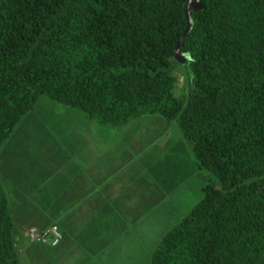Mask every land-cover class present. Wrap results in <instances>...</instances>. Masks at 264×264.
<instances>
[{"label":"trees","instance_id":"trees-1","mask_svg":"<svg viewBox=\"0 0 264 264\" xmlns=\"http://www.w3.org/2000/svg\"><path fill=\"white\" fill-rule=\"evenodd\" d=\"M186 1L0 0V150L42 95L111 126L177 119L207 175L151 264H264V0H201L183 99ZM14 223L0 180V264H22Z\"/></svg>","mask_w":264,"mask_h":264},{"label":"crops","instance_id":"crops-1","mask_svg":"<svg viewBox=\"0 0 264 264\" xmlns=\"http://www.w3.org/2000/svg\"><path fill=\"white\" fill-rule=\"evenodd\" d=\"M43 99L38 101L45 108L55 106ZM60 109L57 115H38L34 108L25 114L41 130L44 122L52 128L46 131L47 148L30 149L20 140L5 141L0 150V180L11 207L17 203L15 232L24 236L20 262L138 264L137 238L153 235L161 220L180 216L172 196L182 188L203 192L206 171L193 158L200 177L192 181L195 172L187 175L180 153L185 143L192 150V143L177 123L171 125L175 119L158 113L111 126L75 107ZM51 223L63 232L59 244L29 240V227Z\"/></svg>","mask_w":264,"mask_h":264},{"label":"rangeland","instance_id":"rangeland-1","mask_svg":"<svg viewBox=\"0 0 264 264\" xmlns=\"http://www.w3.org/2000/svg\"><path fill=\"white\" fill-rule=\"evenodd\" d=\"M185 6H186L187 26L188 28H190L192 26V12L201 9L202 3H201V0H187ZM176 52H180L181 54L174 55L175 57L174 60L177 65L174 72L177 71L181 78V83L179 84V94L183 99H186L192 87V77H191L192 73L190 71L189 65L187 64L188 60L190 59V55L188 53H185L182 50V45L180 44L179 41H176L175 43V53ZM43 98L54 103L55 106H51L52 108L51 107L45 108V106H43L42 103L39 104L40 100H44ZM38 100L39 101L36 104H39V105H35L34 107V113L38 115H44V114L57 115L62 112L60 107L65 106L63 104H60L54 101L47 95H42ZM29 112L30 111L26 112V114H29ZM39 119L45 120V118H41V117H39ZM36 122L37 121H30V118H28L24 114L19 120V122L16 124L11 134L9 135L5 144H8L10 142L14 143L16 141L25 140L23 142L24 147H27L30 149L47 148L50 145V140L46 138V134H47L46 131L50 132L52 128L47 123L44 122V126L46 130H41L39 128V125L36 124ZM176 123H177V126L180 128L179 130H181L180 123L177 119H175V121H172L171 125L174 126ZM176 127H174L175 130L178 129V127L177 128ZM186 142H189V139L187 137H186ZM183 148H184V152H180L183 155L182 161L186 165L187 175L190 174V172H193V171L195 172L194 178L192 180L195 182L199 179L200 176H198V173H197L198 171L197 166L193 168L194 167L193 158L196 159L194 149L190 150L189 144L186 145V143L184 144ZM179 149L182 150L180 146H179ZM0 158H1V154H0ZM185 191L186 190L182 188L180 189L181 193L179 195L177 194L176 196H172V197H175L174 200H177L176 205L178 206L180 210L179 211L180 218L179 217L177 218V216L175 215L170 220H161L160 226L157 229H155V233L153 235L139 236V238H137V242L139 244L138 264H150V257H149L150 249H153V247L155 248L157 246L158 239H160L162 233H165L168 229L166 225H170V227L175 225L179 221V219H181V217L187 215L190 212L192 207L203 196L202 189H201V193L199 191H196V192H187V191L185 192ZM12 207L16 208L17 203L13 202ZM17 237L19 239L18 244L21 247L24 243V240H23L24 236L17 235ZM25 264H31V263L29 262V260H27Z\"/></svg>","mask_w":264,"mask_h":264},{"label":"built area","instance_id":"built-area-1","mask_svg":"<svg viewBox=\"0 0 264 264\" xmlns=\"http://www.w3.org/2000/svg\"><path fill=\"white\" fill-rule=\"evenodd\" d=\"M27 237L33 242L55 246L61 242L63 232L57 223H51L43 228L29 227Z\"/></svg>","mask_w":264,"mask_h":264},{"label":"water","instance_id":"water-1","mask_svg":"<svg viewBox=\"0 0 264 264\" xmlns=\"http://www.w3.org/2000/svg\"><path fill=\"white\" fill-rule=\"evenodd\" d=\"M201 3H202V1H201ZM185 4H186V3H185ZM185 7H186V6H185ZM192 24H193V19H192ZM191 27H192V26H191ZM191 27L188 28V26H187V28L185 29V32L183 33V35L177 40V41L180 42L181 45H182L183 40L185 39L186 35H187L188 32L190 31ZM182 50H183V49H182ZM175 54H181V53H180V52H176Z\"/></svg>","mask_w":264,"mask_h":264}]
</instances>
